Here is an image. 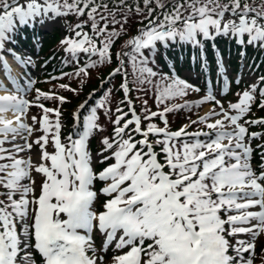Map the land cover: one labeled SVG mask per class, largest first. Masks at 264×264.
Masks as SVG:
<instances>
[{"label": "snow or ice", "instance_id": "6c2138e0", "mask_svg": "<svg viewBox=\"0 0 264 264\" xmlns=\"http://www.w3.org/2000/svg\"><path fill=\"white\" fill-rule=\"evenodd\" d=\"M70 16L60 46L72 71L50 76L48 91L26 72L13 76L7 56L33 63L16 50L19 33ZM220 40L264 50V0H0V264H255L258 255L264 264V131H250L264 129L253 118L264 75L225 106L212 80L221 97L230 92ZM160 47L194 51L199 99H187L202 88L175 66L160 71ZM103 68L99 93L72 111L64 135L61 92L79 96ZM148 86L156 110L136 96L138 112L132 93ZM181 111L187 122L172 130Z\"/></svg>", "mask_w": 264, "mask_h": 264}, {"label": "trees", "instance_id": "16d2710c", "mask_svg": "<svg viewBox=\"0 0 264 264\" xmlns=\"http://www.w3.org/2000/svg\"><path fill=\"white\" fill-rule=\"evenodd\" d=\"M110 3L111 0H108ZM78 18L75 17H68L67 21L61 20V23H63L66 26V23H75ZM136 27H139L138 24H133V33ZM35 29L29 27L28 29L22 31L24 34H30V32H33ZM21 33V32H20ZM68 33L66 30H61V29H55L52 33L46 34L42 38L41 42V49L35 54L38 56L39 60L44 62V65L42 66L41 73L39 75H36L35 77V88H39L43 91H48L50 88H52L51 83H47L50 76L53 75H59L61 72L67 71L71 72L72 67L70 65H67L63 63L62 61L67 59L66 54L64 53L62 47L60 46V41L66 36ZM19 39L21 40L22 43L25 44H31V40L28 37L26 40L21 39V36L19 34ZM127 37H122L116 45V48H119L120 45L123 43L124 40H126ZM25 40V41H24ZM219 49L223 57L226 59L228 62V65L233 68L235 71L238 70L240 66V61L242 59L245 60V62L248 63V66L251 68L253 73L256 74V78L260 75H264V50L258 49V48H253V47H248L246 50L243 48H240L235 42L233 41H225V40H220L219 41ZM116 49H114L115 51ZM241 52H246L243 58H241ZM147 55V53H146ZM214 55V50L209 47V59H212ZM195 53L193 50L185 47V48H172V49H165L163 47H160L157 55H156V65L159 66V69L161 72H171L172 66H175L176 73L178 75H181L182 71L188 70L191 72H199V65L197 61L194 59ZM115 66V65H113ZM110 71L109 68H103L99 73L93 72L92 73V78L86 83V85L81 89L80 95L79 96H73L71 93H64L61 92L62 95L68 96L70 103L64 105V108H68L72 106L78 99H80L81 96H83L84 92L87 91L88 89H95L97 88V85L99 82L104 79L108 72ZM131 79V77H130ZM200 87L202 88V92L200 93L201 95L203 94V89L205 87V78L204 76H200ZM213 84L217 83L215 74L213 73L212 76ZM256 81V79H255ZM254 81V82H255ZM60 82H68V81H60ZM115 85L118 86L120 83V78L117 77L116 80L114 81ZM72 87H79L77 81H71ZM220 83H218L219 85ZM216 85V84H215ZM249 83L243 81L241 82L238 86L233 83L232 86V91H239L242 89H245ZM110 87V85H109ZM148 95H144L143 93H137L133 92L132 96L134 99V102L137 106V111L139 112L140 110V100H136V96H140L141 99H148L149 106L152 108V110H156L155 103L152 99L154 93L151 91L150 86H148ZM99 90L97 93H99ZM93 99H99V95L97 94L96 96L93 97ZM122 99V93L119 91H114V98H113V107L119 102V100ZM189 100V99H188ZM176 102H182V101H176ZM48 107H53L54 105L48 102L46 104ZM126 110V109H125ZM200 109H195L194 111L199 112ZM253 113L254 117L259 116V117H264V110H260L258 108H253ZM190 113H185L184 111H181L178 115L176 116H170L169 119L172 121L171 127L172 129L179 128V126L186 120V115H189ZM195 115L192 116L194 118ZM69 114L67 111H64V116L63 120L65 122V127L63 128V134L65 135L68 131V121H69ZM101 123L105 125V132L103 133L104 135L110 134L111 133V125L107 124L106 121L104 120L103 115L101 114ZM162 126V125H161ZM253 130L257 131H264V129L259 128V127H253L251 128ZM98 139L94 138L91 141V148L92 151H97L100 147L98 143ZM259 142V141H257ZM103 165H98L97 169H101ZM97 187H100L98 185ZM103 199V198H102ZM257 253L264 255V246H259L257 248ZM258 258L260 259V255H258Z\"/></svg>", "mask_w": 264, "mask_h": 264}, {"label": "rangeland", "instance_id": "374dc122", "mask_svg": "<svg viewBox=\"0 0 264 264\" xmlns=\"http://www.w3.org/2000/svg\"><path fill=\"white\" fill-rule=\"evenodd\" d=\"M21 2H25V0H21ZM57 28L64 29V26L61 25L60 21H58L55 25L43 28L42 30L47 32V33H51V32L54 31V29H57ZM38 46H39V44H35L33 50L37 49ZM33 50L31 51V50H29V48H25V50H22V51L17 50V52L20 55L26 56V57L27 56L31 57V60H32L33 63L28 65L27 67L21 66L17 61L13 60V58L10 55L7 56V61H8V64H9L10 68H11V72H12L13 76H17L18 77V76H20V75H22L23 73L26 72V73H28V75L31 76L32 79H34L35 74L39 73V68L38 67H41V66H40L39 60L36 59V57L34 56ZM36 64L38 66H36ZM35 66L37 68H35ZM227 67L229 69V72H228V77H229L231 68L229 66H227ZM36 69H38V70H36ZM180 77L189 80V82H194V83L198 84V80L199 79H197L195 73L183 72ZM232 77L233 78L242 77L241 81L246 80L248 83H253L255 81V73H253V71L249 68V66H247V64L245 62H242V65H241L238 73H235V75H233ZM0 79H3L2 75H0ZM5 82H7V81H5ZM214 90L217 92L218 98H221V99L224 100L225 106H227V102L228 101H234L236 99L234 94L236 92H238V91H234V93L233 92H229L225 96L221 97L219 95L221 90H218V89H214ZM33 95H35L34 91L29 95V99H31V96H33ZM200 97H201V95H199V94H192L189 97H187V99H190V100L191 99H193V100L196 99L197 100ZM81 100H77V102L74 104L75 106L72 105V106L68 107L67 109H64V110H68L69 111L70 117H71L72 111L81 103ZM208 107H210V105L202 106V110L199 112V114H203L205 111H207ZM33 109H36V108H33ZM37 112H38L37 110H36V112H32L31 111L32 114H36ZM258 117L259 116H256V117L253 116V118H258ZM195 118H196V116L194 117V119ZM30 122L31 121H29V123ZM250 131H253V130L250 129ZM99 242H100V237L97 236V244H99ZM261 244L264 245V238H260L259 239L258 245H261ZM111 255H112V252L110 251L108 253V256L110 257ZM255 264H261V261L259 259H256Z\"/></svg>", "mask_w": 264, "mask_h": 264}]
</instances>
